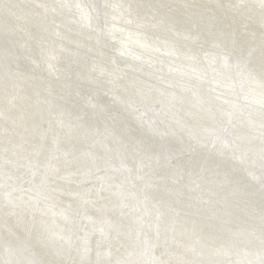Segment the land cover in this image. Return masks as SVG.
<instances>
[{
	"label": "bare ground",
	"instance_id": "obj_1",
	"mask_svg": "<svg viewBox=\"0 0 264 264\" xmlns=\"http://www.w3.org/2000/svg\"><path fill=\"white\" fill-rule=\"evenodd\" d=\"M54 1L61 7L39 24L18 15L12 37L31 34L57 48L55 58L80 60V41L94 53L107 40V13L135 29L144 51L132 59L141 72L116 69L151 79L156 95L133 106L131 95L80 78L71 59L52 78L65 89L6 87L11 77L0 78V264H264V0ZM4 13L0 5V73L13 69ZM183 59L202 70L199 88L219 94L215 104L192 91L212 120L206 130L174 113L191 98L173 91L165 66L192 77ZM21 252L34 260L14 262Z\"/></svg>",
	"mask_w": 264,
	"mask_h": 264
},
{
	"label": "water",
	"instance_id": "obj_2",
	"mask_svg": "<svg viewBox=\"0 0 264 264\" xmlns=\"http://www.w3.org/2000/svg\"><path fill=\"white\" fill-rule=\"evenodd\" d=\"M50 1L51 0H0V5L6 7V12H7V14L4 13L6 16L3 19L1 26L3 27V29H8V34L10 36L9 38L10 43L12 44V46H14L11 53L7 54L10 61L9 63L12 65L13 69L7 70L6 68L2 67L3 72L0 73V78L2 77V79H4L7 76L11 77L10 82L6 84V87H20L23 84V85H29L32 88L35 87L41 92H48L49 90L56 88L57 86H59L62 89L66 88V83L64 81L57 82L52 78H55L53 74H59V76H61L62 73H66L67 69L64 68L65 65L61 66V64L64 63L65 61H68L71 58H65V60L64 58H60L59 56L58 58H55L54 56L57 54L56 53L57 48L46 49L42 47V45L41 46L36 45L35 43H33V36L31 34H29L26 37H24V35L22 34L23 35L22 40L19 38L15 39L11 35V33H18L17 21L18 20H20L21 22L23 21V18L18 15H23L24 23L26 25H30L32 23L29 22V20H32L37 24H39L38 20H40L39 18L41 17V14L43 12L45 13L47 8L51 10L52 9L51 6H54V10L58 11L57 8L61 7L60 6L61 4L58 5L59 1H54V3ZM27 3L29 5H27ZM72 4L73 7L72 6L70 7L71 11H73L71 12L72 14L71 17L73 19H76L78 13L77 7L74 2ZM125 4L129 8L132 6L127 1H125ZM81 9L82 7L80 5V19L82 16H84V14H82ZM105 9L106 12H109V14L112 13L110 12L107 6H105ZM32 14L39 16L34 17V15ZM106 14L107 13H104L105 20L102 26L104 28V33L107 36V40L109 41L105 39L103 44L100 45V48L94 53L89 48L88 44L84 43L83 41H80L81 50L78 49L77 53L79 55L74 56V57H78L80 60H78L77 58L71 59L72 61L67 63L66 65L67 67L70 66V68L73 67L74 71L79 65L80 78H84L86 81H93V82L101 81L100 83H106L110 88L111 92L113 90V93L115 91L122 94V96L131 95V99L129 102H132L133 106L134 105L143 106V103L147 104L148 101H151V99L148 98L149 94L152 93V95H156V91L153 90V88L155 87H153L151 84L152 80L150 79L151 80L150 81L149 79H144V78L141 79V77L137 78L134 76H131L129 78L128 76H126L127 74L125 73V70L122 71L121 73L116 69V66L114 65L116 64L119 67L129 68L132 71H136L138 73L141 72V68L139 67L140 64L132 60L134 58L143 57V54L139 53L140 51L144 52L143 49L137 48L138 45L137 42L140 36L137 35L135 31H133L135 29H130V31H126L125 29H123L121 27L123 23H119L118 25L112 24L108 20L109 15ZM136 17L139 18V16ZM108 23L111 25V27L107 25ZM30 40H32V42H30ZM12 41L14 42L12 43ZM64 50L68 52H74L75 55V50H73L72 45H70L69 43H67V46L64 48ZM59 54H65V52H61ZM146 54H148V56H154L155 53L152 52ZM127 55L133 58H130ZM90 58H92V61L87 62L86 59L90 60ZM182 61L185 63L189 62L188 67L190 68L191 73L194 74L192 77H189L186 72L177 74V72L175 73V70L170 68L168 65L165 66L166 68L169 69V76L171 78H174V79H169V80H173V83L175 85L173 91L176 92L175 88L176 90L178 88L180 91L184 92L185 94L190 93L188 97L187 95L184 96L187 100L191 98V100L187 101L185 104H182V102H180L179 105L175 108L174 113L178 116L177 121L184 122V120H187L185 121V126L197 122L198 128L206 130L209 127V124L211 123L212 120H205L204 115H206V112L202 108L203 106H200L198 100L196 99L197 93L193 94L192 91H198L199 94L203 92V94L209 96V98L215 104H219L218 100H215L216 99L215 97L218 96L219 94L214 93V95H211V92L205 90L204 88L203 89L199 88L197 80L200 79V77L198 76H200L199 74L202 73V70L199 69L197 66L194 67L195 65L190 61H186L184 59ZM165 74H168V72H165ZM160 78H164V77H160ZM121 87L125 88L124 91L121 90L122 92L119 90V88ZM77 91L80 92V88ZM62 93L63 90L60 91V94ZM94 93L97 94L95 91ZM29 94L30 93H24V96ZM15 95L13 96L12 99H9V102L10 103L12 102L13 104V108H16V105L20 107V105L17 104V101L20 100V94L19 92H16ZM174 96H178V95H176L175 93ZM240 96L241 95H239V99H241ZM25 97L26 99H30L27 96ZM110 97L116 100L115 95H113V97L112 96ZM31 98L33 101L35 100L33 95L31 96ZM158 98L162 100V97L158 96ZM153 101H155L153 103L159 105L160 101H158L157 97H153ZM162 101L166 104V101L164 100ZM115 104L116 103H114V105ZM121 106L123 108V104H121ZM126 109L128 111V108ZM166 110L170 111L169 108H166ZM55 111L56 110L51 106H48L46 108V113L48 116H50L51 113ZM207 114L209 115V113ZM252 114L254 118H258L261 117V115H263L262 112L258 110L257 111L254 110ZM94 115L96 117L99 116V114L96 113H94ZM152 120H155V118H152ZM177 121L174 122L173 120H171L170 122L172 123L169 126V129H171L172 125L174 126L177 123ZM69 122L71 123V121ZM2 255L6 258L4 254ZM19 255L21 256L17 260H15L14 257L12 258L13 261L15 260L14 262H20L19 261L20 258L22 256H26L25 252H21ZM26 258L29 261L34 260L29 255H27ZM33 264H37V263L33 261Z\"/></svg>",
	"mask_w": 264,
	"mask_h": 264
}]
</instances>
